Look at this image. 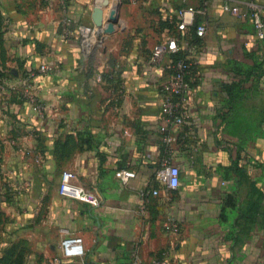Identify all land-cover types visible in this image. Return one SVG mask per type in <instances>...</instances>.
Masks as SVG:
<instances>
[{
	"label": "crops",
	"instance_id": "0c3cea01",
	"mask_svg": "<svg viewBox=\"0 0 264 264\" xmlns=\"http://www.w3.org/2000/svg\"><path fill=\"white\" fill-rule=\"evenodd\" d=\"M0 1L7 90L30 69L51 67L32 79L45 117L0 92L2 198L10 201L3 202L0 264L21 252L24 264L52 256L60 264H140L165 254L170 264H264V39L251 16L255 4L264 20V0H209L196 16L208 29L182 47L196 60L191 118L177 130V172L167 183L157 175L170 150L159 125L172 55L158 63L152 56L180 34V8H200L202 0ZM116 3V30L86 56L78 26L93 24L98 7L107 23ZM123 169L135 177L123 182L116 177ZM65 170L100 205L61 195ZM146 187L160 195L143 212ZM167 216L180 222L178 233L164 230ZM62 229L83 239V258L63 255Z\"/></svg>",
	"mask_w": 264,
	"mask_h": 264
},
{
	"label": "built area",
	"instance_id": "2783aa9c",
	"mask_svg": "<svg viewBox=\"0 0 264 264\" xmlns=\"http://www.w3.org/2000/svg\"><path fill=\"white\" fill-rule=\"evenodd\" d=\"M209 0H202V7L195 8L190 5L183 6L178 11L177 30L183 33H187L191 27L196 25V16L203 14L207 8ZM251 16L254 20V26L259 39H264V20L261 16L260 9L255 5H251ZM226 11H230L234 14L243 13L240 6H231L226 4L224 6ZM68 21V20H67ZM206 23H199L196 25V34L202 38L207 33ZM78 30L80 33V44L83 53L86 56H91L96 50L103 48L106 43V32L103 28H100L93 24L79 25ZM190 43L184 38H181L179 34H171L167 40L166 47L156 49L152 56V61L158 63L164 57L165 52L174 55L182 51V47L189 45ZM196 64V60L187 55L185 58H181L175 61L170 59L166 66L168 71L167 80L161 86V121L159 125V131L162 136V140L170 146L169 155L163 160L162 168L158 172L157 178L161 183H167L169 178H174L177 169L172 162L171 154L174 149L173 144L177 141V130L189 122L191 116L187 108L190 93L192 91V80L190 77L191 71ZM51 71V67L48 65H40L37 68L30 69L26 74L22 75L19 83L9 86L13 91L19 90L21 92L22 100L31 110L39 117H45L48 112L47 105L38 97L34 91L32 79L37 75L47 74ZM99 79L103 78V75H98ZM2 89L6 88V81L3 80L0 84ZM135 172L129 169H123L116 172V177L123 182H128L131 178L135 177ZM60 194L69 197L71 199L79 200L94 206L100 205V199L88 192L84 186L74 182V173L68 170L62 172L61 181L59 186ZM160 191L156 188L146 187L141 192V200L143 202L142 210L145 212L146 204L153 197H158ZM145 206V207H144ZM163 228L169 233H178L181 229V224L172 216H167L163 222ZM62 233L65 235L62 240L61 247L65 257H80L85 255V248L83 245V239L79 236H73L68 230L62 229ZM139 256L137 255L136 258ZM61 257L52 256L48 258L44 264H60ZM140 264H170V260L167 254L161 257L153 258L149 263L141 262Z\"/></svg>",
	"mask_w": 264,
	"mask_h": 264
},
{
	"label": "trees",
	"instance_id": "16d2710c",
	"mask_svg": "<svg viewBox=\"0 0 264 264\" xmlns=\"http://www.w3.org/2000/svg\"><path fill=\"white\" fill-rule=\"evenodd\" d=\"M0 7H1V1H0ZM1 18H2V16H1V11H0V23L2 22V21H1ZM177 22H178V21H177ZM168 25H169V24H168ZM196 25H197V22H196ZM196 25L193 26V27H191L190 30L187 32V34L184 33V34H186L187 36L190 35L191 37H187V36H186V38H185V37L181 36V34H182L183 32H180V31H179V33H180L179 36H181V38H184L186 41H188V42L190 43V45H192V44L198 42V40L200 39V37H198L197 34H196V32H195V30H196ZM171 26H172V25H171ZM176 28H177V24H176ZM2 54H3V53H2ZM187 55H188V54L182 53V51H180L179 53L172 55V58H173L175 61H177V60H179V59H181V58H185ZM1 71H2V69H0V84H1V82H2L3 80H5V78H3V76H2L3 72H1ZM11 76H12V75H11ZM9 92L12 93V95H15V97L17 98V100L20 101L22 104H24V101L22 100V97H21V92H20L19 90L13 91V90L10 89ZM23 258H24V253H20V254L18 255V257L13 261V264H24V263H23Z\"/></svg>",
	"mask_w": 264,
	"mask_h": 264
},
{
	"label": "water",
	"instance_id": "95a60500",
	"mask_svg": "<svg viewBox=\"0 0 264 264\" xmlns=\"http://www.w3.org/2000/svg\"><path fill=\"white\" fill-rule=\"evenodd\" d=\"M107 4L108 2H104L103 4H101V6H107ZM113 12L115 13L113 14ZM103 17L104 16L102 8H96L94 12V24L100 28H103L106 33H113L116 30V24L119 21L118 3H116V8L111 10V14L107 23L104 22Z\"/></svg>",
	"mask_w": 264,
	"mask_h": 264
},
{
	"label": "rangeland",
	"instance_id": "374dc122",
	"mask_svg": "<svg viewBox=\"0 0 264 264\" xmlns=\"http://www.w3.org/2000/svg\"><path fill=\"white\" fill-rule=\"evenodd\" d=\"M112 9H115V8H112ZM110 14H111V12H110ZM2 27H3V25H2V22H1L0 23V44H3L5 42V38L2 36V33H1ZM0 57H2V59H3V54L2 53H0ZM1 72H3V74H2L3 78H5L6 80L10 78V75H8V73L4 72V69H2ZM3 91L7 92L8 94H12V93L9 92V90H7V88L6 89H2L1 86H0V92L2 93ZM4 179H5V177L3 176L2 164H1V159H0V221H2V215H3L2 212L4 211L3 210V208H4L3 202L4 201L10 202L7 197H6L7 199H5V200L2 198L3 190L4 189L6 190L5 185L7 184V183H5ZM9 188L11 190H14V191L16 189V187H14L13 185H10ZM21 253H23V252H21ZM25 253H26V249H25Z\"/></svg>",
	"mask_w": 264,
	"mask_h": 264
}]
</instances>
